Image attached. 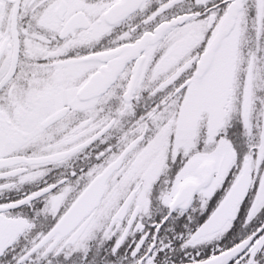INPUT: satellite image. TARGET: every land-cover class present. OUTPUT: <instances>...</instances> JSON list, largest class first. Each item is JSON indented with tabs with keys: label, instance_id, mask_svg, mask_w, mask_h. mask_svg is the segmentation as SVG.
<instances>
[{
	"label": "snow or ice",
	"instance_id": "snow-or-ice-1",
	"mask_svg": "<svg viewBox=\"0 0 264 264\" xmlns=\"http://www.w3.org/2000/svg\"><path fill=\"white\" fill-rule=\"evenodd\" d=\"M0 264H264V0H0Z\"/></svg>",
	"mask_w": 264,
	"mask_h": 264
}]
</instances>
